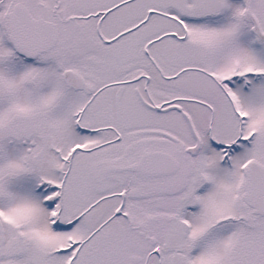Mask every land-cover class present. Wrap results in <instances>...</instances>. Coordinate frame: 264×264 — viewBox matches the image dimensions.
<instances>
[{
    "label": "snow or ice",
    "instance_id": "6c2138e0",
    "mask_svg": "<svg viewBox=\"0 0 264 264\" xmlns=\"http://www.w3.org/2000/svg\"><path fill=\"white\" fill-rule=\"evenodd\" d=\"M0 264H264V0H0Z\"/></svg>",
    "mask_w": 264,
    "mask_h": 264
}]
</instances>
